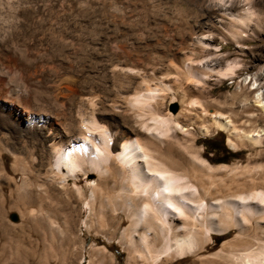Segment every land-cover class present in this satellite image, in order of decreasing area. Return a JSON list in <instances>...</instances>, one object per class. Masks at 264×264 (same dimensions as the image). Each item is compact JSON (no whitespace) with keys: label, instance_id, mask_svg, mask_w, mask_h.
<instances>
[{"label":"rangeland","instance_id":"obj_1","mask_svg":"<svg viewBox=\"0 0 264 264\" xmlns=\"http://www.w3.org/2000/svg\"><path fill=\"white\" fill-rule=\"evenodd\" d=\"M247 6L259 20L235 39L227 28L236 24L224 12L244 13ZM206 60L216 69L243 68L237 77L214 72L198 81L190 67ZM263 71L264 0H0V264L146 262L138 235L144 225L133 229L130 191L86 165L67 178L52 168L49 140L65 127L57 111L73 130L93 117L107 127H136L137 109L128 103L151 87V103L188 128L177 129L173 143L192 146L186 157L210 199L264 188V139L257 147L240 142L210 124L214 106L205 112L188 104L219 100L238 128H264L249 80L239 86L254 74L264 85ZM68 74L75 80L66 85ZM27 117L37 126L26 127ZM246 216L244 233L233 225L210 237L199 232L191 251L162 253L151 264H241L243 253L264 241L259 216Z\"/></svg>","mask_w":264,"mask_h":264},{"label":"bare ground","instance_id":"obj_2","mask_svg":"<svg viewBox=\"0 0 264 264\" xmlns=\"http://www.w3.org/2000/svg\"><path fill=\"white\" fill-rule=\"evenodd\" d=\"M224 13H227L236 24L234 29L227 28V32L235 39L246 36V29L253 30L251 24L259 20L255 10L248 6L244 9V13L228 11ZM205 43L213 49L210 42ZM205 63L200 69L190 67V73L198 81H204L214 72L223 78L237 77L240 76L239 70L243 68L239 63H229L225 68L216 69L209 60ZM62 79L66 85L75 80L71 74ZM247 80H249L248 85H251L249 90L253 98L252 108L260 110L264 115L263 80L255 74L246 76L239 85L241 89L245 88ZM147 89L149 91L146 95L136 94L128 103L132 109H137L133 115L136 127L125 123L107 127L93 117L87 118L88 121L83 120V123L78 125V129L73 130L67 126L71 123L67 117L57 111L56 115L65 125L62 133L64 132L67 137L55 130V134H52L49 140L51 165L54 171L67 178L75 175L77 171H86V165L91 170L97 169L109 173L113 178V184L119 185L122 190L127 188L130 191L128 196L132 198L129 202L132 213L129 212L135 219L133 229L138 225H144V230L138 235L140 243L145 248L143 251H146L145 260L150 264L162 253L169 255L191 251L198 241L199 232H204L210 237L212 232H222L233 225L240 227V232L244 233L242 225L247 221L246 213L259 216L260 220L256 224L264 233V224L259 222L264 218V188H257L246 194L239 193L231 197L210 199L209 188L195 179L194 167H191V161L186 157V154L191 153L192 146L180 144L177 140L182 148L179 150L173 143L177 129L187 132L188 128H184L172 112H164L157 104L151 103L155 94L151 87ZM188 104L193 107H195L193 104H200L205 112H209V107L214 106L209 120L211 125L226 130L240 142H249L256 147L262 145L264 128H238L230 116L220 110L227 108L225 103L219 100L192 99ZM229 113L239 115V112L233 109H230ZM185 115L190 117L188 112ZM249 116L251 119L255 118L254 113ZM15 118L20 121L22 119L17 114ZM34 124L36 121L28 119L26 127H34ZM229 143L233 147L238 146V143L230 137ZM174 153L180 154L185 162L175 158ZM202 163L205 164L203 160ZM102 184L106 186L108 181L105 180L104 183L99 181L93 187ZM136 232L132 234L137 236ZM160 237L163 247L161 250L158 248ZM260 242L263 243L250 247L248 252L243 253L240 258L241 264H264V241L261 239ZM242 244L249 245V242L244 240ZM140 254L142 255V252ZM146 262L142 264H149Z\"/></svg>","mask_w":264,"mask_h":264},{"label":"trees","instance_id":"obj_3","mask_svg":"<svg viewBox=\"0 0 264 264\" xmlns=\"http://www.w3.org/2000/svg\"><path fill=\"white\" fill-rule=\"evenodd\" d=\"M219 161H222L221 159Z\"/></svg>","mask_w":264,"mask_h":264}]
</instances>
